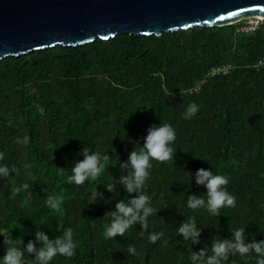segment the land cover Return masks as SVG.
I'll return each instance as SVG.
<instances>
[{
  "label": "trees",
  "instance_id": "1",
  "mask_svg": "<svg viewBox=\"0 0 264 264\" xmlns=\"http://www.w3.org/2000/svg\"><path fill=\"white\" fill-rule=\"evenodd\" d=\"M262 59L263 23L253 32L233 23L161 36L123 33L0 59V166L9 168L8 177L0 173V234L22 237L26 245L39 225L50 239L70 227L75 255H57L50 264H201L191 261L192 252L205 248L211 255L212 239H234L231 229L245 228L246 241L264 240ZM224 66L229 70L211 73ZM191 103L198 111L185 119ZM159 122L171 124L177 137L175 161H152L147 181L146 193L160 211L149 217L143 236L137 223L124 236L106 239L111 217L105 213L135 193L117 185L114 195L104 185L121 175L119 162ZM84 146L109 154L115 167L78 186L67 177ZM199 168L229 178L226 190L236 205L222 208L220 217L187 207L190 194L206 198L195 181ZM24 183L30 187L23 189ZM14 187L21 191L13 198ZM96 191L105 199L89 204ZM49 196L63 199L59 212L48 206ZM191 218L201 229L193 245L177 234ZM153 231L164 237L150 243ZM3 240L0 235V261ZM129 245L137 255L128 254ZM259 258L236 254L222 264H257ZM24 259L32 264L29 254Z\"/></svg>",
  "mask_w": 264,
  "mask_h": 264
},
{
  "label": "clouds",
  "instance_id": "2",
  "mask_svg": "<svg viewBox=\"0 0 264 264\" xmlns=\"http://www.w3.org/2000/svg\"><path fill=\"white\" fill-rule=\"evenodd\" d=\"M198 111V105L191 103L185 113L184 118L190 119ZM176 131L171 124L163 123L154 124L148 127L147 134L143 138L144 142L139 149L136 147L130 151L128 159L125 162H119V167L123 170L121 175L104 185L107 191L114 195H119L117 185H123L127 194L115 203V210L107 211L105 214L111 217L110 223L105 225L104 237L114 239L120 237L134 227L137 223L141 226L140 236H143L149 229V217L157 215L160 209L152 206L151 197L146 193L147 181L150 178L152 161L167 163L175 161L177 148L173 147L176 142ZM28 137L24 138L27 144ZM55 150V149H54ZM0 153V158L3 157ZM83 159L78 160L71 166L72 174L67 177L68 183L83 185L88 180H97L103 173L108 171L110 163L109 154H100L90 151L88 146L82 148ZM12 171H17L12 169ZM0 173L5 177L9 175L7 166H0ZM191 180V176H190ZM197 185H203L206 188V198L204 196L189 195L187 207L193 211L197 209H206L211 216L220 217L222 208H231L236 205V198L226 189L229 184V178L223 174H214L211 168H199L195 173ZM28 183L22 185L23 189L29 188ZM21 188L12 189L13 198L19 194ZM103 192H93L89 204H95L104 200ZM107 202V201H106ZM63 199L61 197L49 196L47 199L48 206L55 212H59ZM40 226V225H39ZM37 227L35 240H29L25 245L22 237L13 238L12 235H3V243L6 245L4 255L0 264H26L24 259L25 253L33 257L32 264H50L57 256L71 258L75 255L77 245L73 241V230L69 227L65 229L62 235L55 239H50L45 232ZM234 239L213 238L211 243V255L207 249L203 248L199 252H192L191 261H201V264H222L228 261L230 255L239 254L247 256L254 252L259 259L257 264H264V240L256 239L246 241L245 228L231 229ZM201 229L197 228L195 218L181 222L177 229V234H182L185 240H191L192 245L200 242ZM164 237V233L151 232L148 235V241L155 243ZM37 243L39 246L37 247ZM167 243V241H165ZM128 254L137 255L136 248L129 245Z\"/></svg>",
  "mask_w": 264,
  "mask_h": 264
},
{
  "label": "water",
  "instance_id": "3",
  "mask_svg": "<svg viewBox=\"0 0 264 264\" xmlns=\"http://www.w3.org/2000/svg\"><path fill=\"white\" fill-rule=\"evenodd\" d=\"M264 17V0H0V59L117 34L226 26Z\"/></svg>",
  "mask_w": 264,
  "mask_h": 264
},
{
  "label": "built area",
  "instance_id": "4",
  "mask_svg": "<svg viewBox=\"0 0 264 264\" xmlns=\"http://www.w3.org/2000/svg\"><path fill=\"white\" fill-rule=\"evenodd\" d=\"M246 22L244 24V26L240 27L241 31L244 32H253L256 30V28L260 25V24H264V17L262 16H252V17H248L246 18ZM258 65H264V59H262ZM230 68V66H224V67H214L211 70V73L214 74L216 72H220V71H228ZM197 89V87L195 88ZM192 91V89H191Z\"/></svg>",
  "mask_w": 264,
  "mask_h": 264
},
{
  "label": "rangeland",
  "instance_id": "5",
  "mask_svg": "<svg viewBox=\"0 0 264 264\" xmlns=\"http://www.w3.org/2000/svg\"><path fill=\"white\" fill-rule=\"evenodd\" d=\"M246 20H247V19L245 18V19H242V20H238V21H236L235 23H236L238 26L242 27V26H244ZM199 85H200V83H199L196 87H198ZM196 87H195V88H196Z\"/></svg>",
  "mask_w": 264,
  "mask_h": 264
}]
</instances>
